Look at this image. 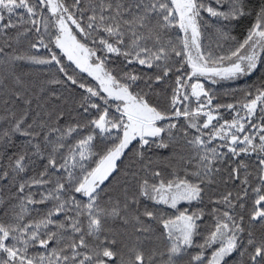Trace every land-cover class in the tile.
I'll list each match as a JSON object with an SVG mask.
<instances>
[{
	"label": "snow or ice",
	"instance_id": "obj_1",
	"mask_svg": "<svg viewBox=\"0 0 264 264\" xmlns=\"http://www.w3.org/2000/svg\"><path fill=\"white\" fill-rule=\"evenodd\" d=\"M0 264H264V0H0Z\"/></svg>",
	"mask_w": 264,
	"mask_h": 264
}]
</instances>
